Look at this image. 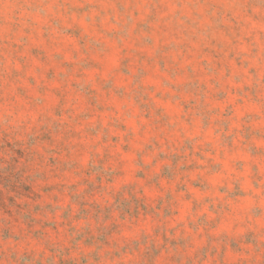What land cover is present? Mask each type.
Here are the masks:
<instances>
[{
  "label": "clouds",
  "instance_id": "clouds-1",
  "mask_svg": "<svg viewBox=\"0 0 264 264\" xmlns=\"http://www.w3.org/2000/svg\"><path fill=\"white\" fill-rule=\"evenodd\" d=\"M0 264H264V0H0Z\"/></svg>",
  "mask_w": 264,
  "mask_h": 264
}]
</instances>
